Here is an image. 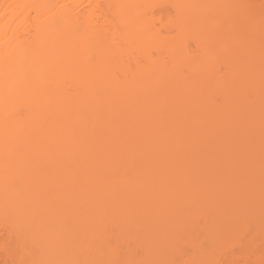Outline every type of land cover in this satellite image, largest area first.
<instances>
[{
  "label": "bare ground",
  "instance_id": "6f19581e",
  "mask_svg": "<svg viewBox=\"0 0 264 264\" xmlns=\"http://www.w3.org/2000/svg\"><path fill=\"white\" fill-rule=\"evenodd\" d=\"M256 1L0 0L8 255L25 264H220L230 235L253 221L259 237L230 242L264 264ZM221 217L229 236L207 237Z\"/></svg>",
  "mask_w": 264,
  "mask_h": 264
},
{
  "label": "rangeland",
  "instance_id": "374dc122",
  "mask_svg": "<svg viewBox=\"0 0 264 264\" xmlns=\"http://www.w3.org/2000/svg\"><path fill=\"white\" fill-rule=\"evenodd\" d=\"M263 0H257L256 1V4H260L261 2H262ZM260 2V3H259ZM165 9H168V10H170V11H172V7H170V6H166L165 7ZM221 31H219V33L218 34H220V35H222L221 33H220ZM225 33V32H224ZM223 33V34H224ZM190 42H191V44H189V46L191 45L192 46V48H195L196 47V45H195V42L192 40V39H190L189 40ZM189 42V43H190ZM191 46H190V48H191ZM156 54V53H155ZM222 67V68H221ZM221 69L222 70H224L225 69V66L224 65H221ZM248 104V102H244V101H241V106L242 107H246V105ZM248 116V115H247ZM246 116V118L244 119V122L242 123L244 126H247V125H250V124H252V120H254V119H252V117H247ZM237 176H239V175H237ZM250 176H253V174L252 175H250L249 174V176L248 177H245V178H247L246 180H251V177ZM238 178H240V179H242L241 178V176L240 177H238ZM233 179V178H232ZM236 181V180H235ZM243 181V180H242ZM214 182H215V180H214ZM214 182H212V183H214ZM215 184H216V182H215ZM210 185H211V182L209 183V188H213L215 185H211V187H210ZM249 188H251V192L253 191V190H258L259 189V187L257 186V185H253V186H250ZM247 190V189H246ZM247 191H249V190H247ZM246 191V192H247ZM249 193H250V191L248 192V193H246V194H248L249 195ZM245 194V195H246ZM241 197V196H240ZM242 197H246V196H244V194H243V196ZM241 197V198H242ZM238 199H240V198H238ZM243 199V198H242ZM241 200V199H240ZM244 200V199H243ZM236 201V200H235ZM242 201V200H241ZM237 202V201H236ZM238 203V202H237ZM260 207H262V206H260ZM257 208V207H256ZM258 209V208H257ZM259 211V210H258ZM222 215V214H221ZM203 217V216H202ZM223 217H224V215H223ZM227 219H229L230 221H236V220H238V219H240V218H236V217H232L231 216V218H228L227 217ZM200 220V219H199ZM257 220H259V219H257ZM262 220V219H261ZM201 221H203L202 219H201ZM201 221H199L200 223H202V224H200V225H198V223H196V221H195V223H196V225H197V230L200 232V233H202V231H203V229H207V228H205V226L203 227L202 225H204V223L203 222H201ZM227 221V220H226ZM256 221V220H255ZM222 222H224V219L222 220V217H221V222L220 223H216V224H213V225H210V228H211V230H209V232H208V234H207V237H208V235H210L211 237H214L217 233H219L218 231H220V234H217V236L218 237H220L219 235H221V234H225V231L227 230H224V228H222V229H220L221 228V226H228V223L226 224V223H222ZM253 221H250L248 224L250 225H246L245 226V228H247L248 229V227L247 226H249L250 228L248 229V231H247V229H246V231H245V229L243 230V231H245V232H243V233H239V232H233L230 236L234 239V236L236 237V236H242L243 234H245V236H243V237H241V239L240 240H242V241H247V240H244V239H242V238H244V237H246L245 239H250L251 237H252V235H254V237H259L260 235L258 234L257 236H256V233H255V231H254V229L255 228H257V229H259L258 231H260V229L262 228V226H258L257 227V224H255V223H252ZM264 223V222H263ZM206 225V224H205ZM208 225V224H207ZM256 225V226H255ZM263 229H264V227H263ZM10 224L7 222V221H0V243H2V242H4L5 240L6 241H10V240H12L11 239V237L9 236L10 235ZM223 232H222V231ZM198 232V233H199ZM227 233V232H226ZM237 233V235H235ZM260 233V232H259ZM197 234V233H196ZM234 234V235H233ZM212 235H214V236H212ZM222 236V235H221ZM224 236H229V235H224ZM231 237H229L230 238V240H231ZM237 238V237H236ZM261 238V237H260ZM259 238V239H260ZM211 239H213V238H211ZM211 239H209V240H211ZM216 239V238H215ZM252 239H258V238H252ZM209 240H207V238H206V242L207 241H209ZM229 240V239H228ZM230 240H229V245H228V247L229 248H226V250L227 251H225V250H223L224 252H222V254L220 255V260L217 258V261L221 264H230L231 263V261L232 260H234L236 263H240V264H249L248 263V261L249 260H247V259H249V258H247L248 257V255L247 254H250V256H252L253 254V249L251 248V249H248V248H243L244 246H241V245H239V244H235L234 242V245H232L233 243H231L230 242ZM236 240V239H235ZM238 240V239H237ZM263 240V239H262ZM233 241V240H232ZM239 241V240H238ZM259 241V240H258ZM261 241V240H260ZM205 242V241H204ZM206 244H208V242L206 243ZM262 247H263V250H264V241L263 242H261V243H259ZM222 245V244H221ZM232 245V246H231ZM220 246V245H219ZM218 246V247H219ZM186 247V246H185ZM188 247H189V245H188ZM233 247V248H232ZM2 247L0 246V264H25V263H23L22 261H21V259H19V258H17V257H14V256H10V255H8V253L7 252H5L4 251V249L2 248ZM192 248V247H191ZM190 248V250L192 251L193 250V248L191 249ZM185 249H189V248H185ZM241 249V250H240ZM230 250V251H229ZM244 250V251H243ZM187 251V250H186ZM238 251V252H237ZM188 252V251H187ZM190 252V251H189ZM243 252V253H242ZM236 253H239V254H236ZM246 253V257H245V255H243V254H245ZM7 254V255H6ZM228 256H227V255ZM252 254V255H251ZM203 255V254H202ZM230 255V256H229ZM241 255V256H240ZM244 257H243V256ZM201 256V255H200ZM232 256V257H231ZM202 257V256H201ZM203 257H204V255H203ZM200 258V257H199ZM233 258V259H232ZM239 258V259H238ZM247 258V259H246ZM251 258V257H250ZM199 260V259H198ZM202 260H204V258L202 259ZM200 261H201V259H200ZM221 261V262H220ZM218 264V263H217Z\"/></svg>",
  "mask_w": 264,
  "mask_h": 264
}]
</instances>
